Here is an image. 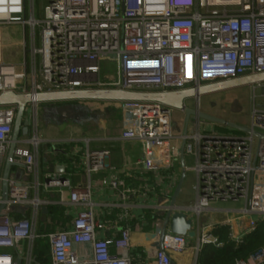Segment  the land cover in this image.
<instances>
[{"label": "built area", "instance_id": "1", "mask_svg": "<svg viewBox=\"0 0 264 264\" xmlns=\"http://www.w3.org/2000/svg\"><path fill=\"white\" fill-rule=\"evenodd\" d=\"M35 2L0 0V93L32 96L27 133L16 144L8 198L0 212V264H15L18 257L22 264H38V239L48 242L51 264H133L129 227L117 237L98 236L107 226L93 210L90 183L74 188L58 174L41 177V103L36 96L97 89L171 92L263 74L264 0H46L41 14ZM16 26L22 36L12 40L6 30ZM107 61L115 66L111 77L104 74ZM250 86L252 118L247 126L264 134V106L257 104V94L264 98V81ZM115 103L123 115L121 138L143 143L142 164L147 170L174 166L181 159L183 142L184 156L194 158V166L186 169L195 172V200L156 209L161 217L168 208L187 213L197 250L205 244L217 249L224 244L212 233L222 223L202 222L204 212L213 210V201H244L237 213L247 226L241 237L231 234L238 243L258 221L264 222V138L234 129L212 131L213 124L205 127L199 119L191 131L176 132L171 106L155 101ZM16 111L15 105L0 106V205ZM110 155L109 147L88 143L87 175L109 167ZM121 183L112 180L110 185L117 189ZM52 189L60 194L58 202L45 196ZM50 204L82 209L69 228L40 231L42 208ZM17 206L21 211L11 210ZM188 243L187 235L168 230L154 264H175L171 253L185 252ZM235 264H264V245Z\"/></svg>", "mask_w": 264, "mask_h": 264}, {"label": "crops", "instance_id": "2", "mask_svg": "<svg viewBox=\"0 0 264 264\" xmlns=\"http://www.w3.org/2000/svg\"><path fill=\"white\" fill-rule=\"evenodd\" d=\"M72 102L69 104L74 106L76 115L79 117L68 119L63 123L44 118L42 109L48 104H40L39 131L42 133L41 126H43V129L50 132L47 136L40 135L42 139L39 150L41 177L60 175L57 168L63 167L62 174L70 180L71 187L78 188L90 183L93 210L96 217L107 226L98 230V236L117 237L125 227H129L131 229L130 254L133 264H154L157 249L153 244L154 240H148L145 235L154 232L158 225V218L161 215L156 206L167 205L171 201L181 176V162H174V166L169 169L147 170L142 164L143 143L121 138L123 115L116 101ZM41 115L43 121L40 120ZM54 116H57L56 113ZM50 119L52 121H49ZM183 128L184 124L181 125L176 120L175 131L182 132ZM87 141L90 147L106 146L111 149L109 167L94 172L90 176L87 175L84 167ZM112 180L122 183L114 189L110 185ZM181 193L182 189L179 196ZM45 196L55 202L60 200L57 189L46 192ZM68 196L69 192L66 191L64 197L68 198ZM179 205H185V203L180 201ZM46 208L47 212L41 211L45 222L41 221L40 231L46 226L47 229H51L50 231L69 228L82 206L66 207L50 204ZM51 209L55 210L54 218L50 216ZM227 219H231L230 224L225 223ZM241 219H244L243 225L238 223ZM202 222L206 225L217 222L222 223L219 226L230 225L231 234L235 237H241L247 226V220L237 211L227 214L225 218L213 217V219H202ZM188 242L189 246L185 252L171 253L175 264H199L200 250L195 248L197 236L194 238L188 236Z\"/></svg>", "mask_w": 264, "mask_h": 264}, {"label": "water", "instance_id": "3", "mask_svg": "<svg viewBox=\"0 0 264 264\" xmlns=\"http://www.w3.org/2000/svg\"><path fill=\"white\" fill-rule=\"evenodd\" d=\"M264 81V73L260 75H252L241 77L234 80L222 81L217 83H211L201 86L199 89H184L171 92H136L116 89H97V90H75V91H58V92H45L39 93L36 96V101L39 103H47L50 106H56L54 112L57 115V120L60 123L67 121L68 119H78L74 106L69 103L78 100H106V101H155L163 105L171 106L174 109L184 113V128L183 132H188L190 120H203L211 124H220L226 126L228 129H234L245 133H251L257 136L259 139L264 138V134L251 129L247 125H241L231 121H227L216 116L210 115L198 109L197 102L201 96L214 92H220L235 88L238 86L251 85L256 82ZM189 100H195L196 106L192 107L188 104ZM32 101L30 94H17L12 91H5L0 93V106L2 105H15L17 107L14 129L12 133V141L7 153L3 176H2V199L3 202L0 205V212L5 207V200L8 198V178L15 163L13 161V153L16 144L19 141L21 134L27 133V125L29 123L28 116H26L27 105ZM181 176L176 185L174 193L171 197L170 205L176 204L177 198L181 192L182 185L186 176L185 156H184V142L182 143L181 153ZM60 178L63 176V167H58ZM49 178V176H46ZM12 211H21V207H12ZM43 212H47L46 207L42 208ZM240 225L244 224V219L239 220ZM236 225L235 223L233 224ZM170 230L176 234L187 235L191 238L196 236V232L193 230V221L188 217L184 211H172V208H168L164 216L158 220L154 232L147 233L145 236L148 240H154V246L157 250H163V238L166 232ZM15 264H22L21 257H18Z\"/></svg>", "mask_w": 264, "mask_h": 264}, {"label": "rangeland", "instance_id": "4", "mask_svg": "<svg viewBox=\"0 0 264 264\" xmlns=\"http://www.w3.org/2000/svg\"><path fill=\"white\" fill-rule=\"evenodd\" d=\"M46 0H36L35 7L37 14H41L42 4H45ZM8 33L11 34L12 40H15L16 38L22 36L21 28L16 27H10L6 30ZM105 66V73L109 77L113 76L115 74V66L110 62L107 61L104 63ZM260 92V91H259ZM257 104L258 106H264V98L259 97V94H257ZM251 92L248 87H243L242 89H239L237 91L231 92V93H225V94H216V95H210L206 96L203 95L200 97V102H197V106L200 104V110L215 113L216 115L221 116V118H225L227 121H232L236 123H240L241 125H249L251 123ZM210 100L217 101V107L210 109L208 107L207 103ZM220 101L223 103L226 102L225 106L221 105ZM73 103V102H71ZM188 104L192 107L196 106L195 100H189ZM223 107V108H222ZM29 109V105H27L26 110V116ZM44 113H48L47 111ZM174 118L175 121H179L181 125L184 124L183 119V112L174 110ZM183 115V116H182ZM194 125V120H190L189 122V131H191L192 127ZM203 126H208V122H203ZM42 127V133H40L41 136H47L50 134V132H47L44 127ZM213 128V129H212ZM211 128L212 131L217 130L219 132H226L228 131V128L226 126H218L213 124V127ZM210 130V131H211ZM230 130V129H229ZM21 137L23 134L20 135ZM194 158L192 156L186 155L185 156V167H192L194 166ZM194 183H195V172L191 169H186V176L182 185V193L179 196L177 203L179 204L180 201H183L185 205L191 204L195 200V190H194ZM211 208L213 210H208L204 212L202 215V219H213L215 218H225L227 217V214L232 213L234 211H239L244 207V201L238 200V201H213L210 204ZM216 209L221 210V212L214 211ZM225 210H228L227 213ZM221 220V219H220Z\"/></svg>", "mask_w": 264, "mask_h": 264}, {"label": "trees", "instance_id": "5", "mask_svg": "<svg viewBox=\"0 0 264 264\" xmlns=\"http://www.w3.org/2000/svg\"><path fill=\"white\" fill-rule=\"evenodd\" d=\"M50 213V216L54 218L55 210L51 209ZM46 227L41 231L50 232L51 229ZM213 233L224 244L220 249L213 244H205L199 252V264H235L238 260H246L251 252L264 245V222L262 221H258L255 229L243 236L241 243L232 239L230 225H217ZM34 252L38 264H51L49 244L46 240L38 239L35 242Z\"/></svg>", "mask_w": 264, "mask_h": 264}, {"label": "flooded vegetation", "instance_id": "6", "mask_svg": "<svg viewBox=\"0 0 264 264\" xmlns=\"http://www.w3.org/2000/svg\"><path fill=\"white\" fill-rule=\"evenodd\" d=\"M248 87V89H250V92H251V86L250 85H244V86H238V87H235V88H231V89H228V90H224V91H220V92H214V93H210V94H207L206 96H210V95H218V94H225V93H231V92H234V91H237V90H239V89H242L243 87ZM252 99V98H251ZM198 102H200V99L198 100ZM220 103H221V105H223V107L225 106V104H226V102H222V101H220ZM217 101H214V100H210L208 103H207V105H208V107H210V109H213V108H215V107H217ZM56 106L57 105H54V106H50V104H48L47 106H45L43 109H42V112H48V113H43V116H44V118H51V119H53V120H57V116H54L55 115V112H54V110L56 109ZM222 107V108H223ZM198 109L200 110V104H199V106H198ZM204 112H206V111H204ZM206 113H208V114H210V115H213V116H216V117H218V118H221V116H219V115H216L215 113H211V112H206ZM184 114V113H183ZM42 116V115H41ZM43 116L42 117H40V120L41 121H43ZM54 116V117H53ZM49 120V121H52V120ZM222 119V118H221ZM224 120H226L225 118H223ZM54 122V121H53ZM52 122V123H53ZM49 123V122H48ZM47 123V124H48ZM218 126H224V125H220V124H217Z\"/></svg>", "mask_w": 264, "mask_h": 264}]
</instances>
